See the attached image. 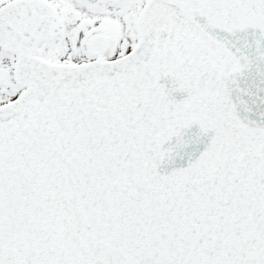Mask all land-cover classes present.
Returning a JSON list of instances; mask_svg holds the SVG:
<instances>
[{
	"label": "snow or ice",
	"instance_id": "obj_1",
	"mask_svg": "<svg viewBox=\"0 0 264 264\" xmlns=\"http://www.w3.org/2000/svg\"><path fill=\"white\" fill-rule=\"evenodd\" d=\"M0 264H264V0H0Z\"/></svg>",
	"mask_w": 264,
	"mask_h": 264
}]
</instances>
